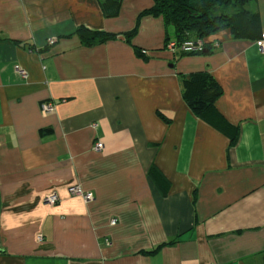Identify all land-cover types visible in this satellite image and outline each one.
<instances>
[{
	"label": "crops",
	"instance_id": "1",
	"mask_svg": "<svg viewBox=\"0 0 264 264\" xmlns=\"http://www.w3.org/2000/svg\"><path fill=\"white\" fill-rule=\"evenodd\" d=\"M152 4L107 18L99 0H0V264H264V55L211 23L193 38L207 52L173 51L174 28L142 15ZM246 8L264 27V0ZM82 25L116 37L86 45ZM196 71L222 87L236 144L184 100Z\"/></svg>",
	"mask_w": 264,
	"mask_h": 264
},
{
	"label": "trees",
	"instance_id": "2",
	"mask_svg": "<svg viewBox=\"0 0 264 264\" xmlns=\"http://www.w3.org/2000/svg\"><path fill=\"white\" fill-rule=\"evenodd\" d=\"M251 0H153V4L142 12V15L163 17L167 25L174 28V38L181 43L199 35V30L205 23H211L214 33L223 29H230L234 38L260 39L264 36V27L258 12L246 8ZM102 11L107 18L117 16L123 0H99ZM222 19L217 22V19ZM136 30L132 32V36ZM210 34V33H207ZM77 35L82 43L95 45L115 38L116 34L109 31H96L86 25L77 28ZM201 36V35H199ZM168 36L166 41L174 40ZM50 44L55 43L50 41ZM23 44H26L25 42ZM28 44V43H27ZM29 44H31L29 42ZM50 45H47L49 47ZM183 97L197 116L205 120L218 130L226 134L231 144L237 142L239 129L230 123L217 109L216 102L222 96L223 90L213 75L203 71L182 75ZM164 121L170 123L171 118L164 112L158 111ZM149 175L159 187L161 194L167 196L171 182L155 164H151ZM197 191L193 193V205L197 203ZM172 239L167 244H173ZM162 246L143 252L150 254L157 252Z\"/></svg>",
	"mask_w": 264,
	"mask_h": 264
},
{
	"label": "built area",
	"instance_id": "3",
	"mask_svg": "<svg viewBox=\"0 0 264 264\" xmlns=\"http://www.w3.org/2000/svg\"><path fill=\"white\" fill-rule=\"evenodd\" d=\"M256 44L261 54L264 55V36L260 39L256 40ZM167 47L171 50L176 51L180 50L182 53H201L206 50L207 47V39L204 38H196V39H188L181 43L176 40H171ZM146 54V51H143ZM23 76L25 75L24 71H21ZM41 109L44 114L51 113L55 110V104L52 101H45L41 104ZM104 147V143L102 141H97L95 143V150L100 151ZM69 192L72 195H79L83 198L84 201L89 202L94 199V194L91 191H83L80 185H74L69 188ZM44 201L48 206H54L60 201V195L57 192L48 193L44 197ZM115 220L113 221V224ZM38 239H42V235L38 236Z\"/></svg>",
	"mask_w": 264,
	"mask_h": 264
},
{
	"label": "clouds",
	"instance_id": "4",
	"mask_svg": "<svg viewBox=\"0 0 264 264\" xmlns=\"http://www.w3.org/2000/svg\"><path fill=\"white\" fill-rule=\"evenodd\" d=\"M201 38H202V37H201ZM169 42H170V41H169ZM169 42H168V43H169ZM208 46H209V44H208V40H207V47H206V50H209ZM206 50H205L204 52H206ZM188 54H189V53H188ZM95 143H96V142H95ZM103 149H104V147H103ZM103 149H102V150H103ZM100 151H101V150H100Z\"/></svg>",
	"mask_w": 264,
	"mask_h": 264
},
{
	"label": "water",
	"instance_id": "5",
	"mask_svg": "<svg viewBox=\"0 0 264 264\" xmlns=\"http://www.w3.org/2000/svg\"><path fill=\"white\" fill-rule=\"evenodd\" d=\"M206 52H207V50H206Z\"/></svg>",
	"mask_w": 264,
	"mask_h": 264
}]
</instances>
